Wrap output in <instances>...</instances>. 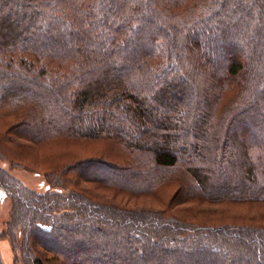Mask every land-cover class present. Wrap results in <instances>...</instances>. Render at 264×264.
Listing matches in <instances>:
<instances>
[{"label":"trees","instance_id":"16d2710c","mask_svg":"<svg viewBox=\"0 0 264 264\" xmlns=\"http://www.w3.org/2000/svg\"><path fill=\"white\" fill-rule=\"evenodd\" d=\"M2 162L14 264H264V0H0Z\"/></svg>","mask_w":264,"mask_h":264},{"label":"rangeland","instance_id":"374dc122","mask_svg":"<svg viewBox=\"0 0 264 264\" xmlns=\"http://www.w3.org/2000/svg\"><path fill=\"white\" fill-rule=\"evenodd\" d=\"M1 167L9 172L17 179L24 187L32 190L35 193L45 194L47 192H61V189H51L43 175L25 171L22 169H11L8 163L0 164ZM165 195V192L161 194ZM10 201L0 191V233L4 231V224L9 219ZM0 256L3 264H14V251L8 240H0Z\"/></svg>","mask_w":264,"mask_h":264}]
</instances>
